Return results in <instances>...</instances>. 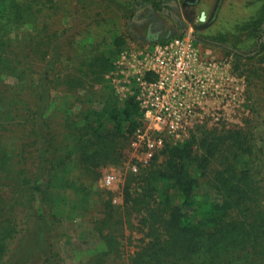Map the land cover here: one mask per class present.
I'll return each instance as SVG.
<instances>
[{"label":"trees","instance_id":"obj_1","mask_svg":"<svg viewBox=\"0 0 264 264\" xmlns=\"http://www.w3.org/2000/svg\"><path fill=\"white\" fill-rule=\"evenodd\" d=\"M72 2L0 0V264H67L56 225L97 206L100 247L84 264H120L132 216L141 236L130 234L125 264H264V64L247 75L249 87L251 75L259 84L241 124L165 143L133 172L139 189L126 186L117 205L92 183L99 168L127 159L142 111L134 86L119 98L105 78L124 40L99 50L76 43ZM133 3L136 12L166 8L162 0ZM247 3L259 6L237 24L254 49L229 51L264 59V4ZM51 9L66 19L54 29Z\"/></svg>","mask_w":264,"mask_h":264},{"label":"rangeland","instance_id":"obj_2","mask_svg":"<svg viewBox=\"0 0 264 264\" xmlns=\"http://www.w3.org/2000/svg\"><path fill=\"white\" fill-rule=\"evenodd\" d=\"M261 2L263 5L264 0H260ZM88 3H91L90 7L91 5L93 7L91 15H88L85 9ZM162 3L166 8L160 11L151 9L147 5L148 9L136 12L133 0H75L71 3L73 14L75 13L79 18L75 41L88 43L99 50L113 47L117 39L124 40V46L119 56L115 58V68L105 75L114 88V93L120 98L119 95L122 92H131L130 88L135 86L134 82L126 77L128 70L126 66L130 68L128 59L132 58L133 54L145 53L153 43L164 42L190 33L200 49L208 51L215 60L228 67L225 94L222 98L219 95L220 98H217L214 103L217 108L211 111L219 119L208 122L206 120L209 119L204 118L202 123L189 128L188 134L194 132L199 135V129H210L212 125L222 128L231 124H241L247 117L248 91H256L259 84L258 79L251 75L250 84L253 87H249L247 75L252 74L255 69L264 64V59L258 56L250 59L243 55L236 58L229 50L234 45L241 47V51L246 54L254 49L246 33L240 30L241 26L237 23L254 12L259 6L255 5L259 2L256 1L253 6L249 5L247 0H197L195 3L194 0H162ZM54 11L62 12L49 10L51 16L47 17V20H49L50 29L59 27L66 21L63 18L54 17ZM42 25L40 22L39 29ZM149 35H153V39H148ZM74 49L77 50V47H72L66 56H72ZM122 55H125L126 59L123 60ZM251 55L254 54L251 53ZM119 61L123 63H118ZM53 94L55 96L57 91ZM55 119L56 117L54 121ZM7 140L10 141V139ZM167 142L177 143L169 139ZM18 144V141L14 144L15 148L20 147ZM130 147L125 161L109 163L99 168V174L92 183L96 191H109L110 196L114 198L113 202L117 205L123 203L126 186H129L131 192L139 189L137 174L133 173L128 165L129 154L133 150ZM75 173L80 174L82 171L76 168ZM95 211L75 220L64 217L56 225L55 235L67 264H84L83 261H87L89 255L100 247L99 236L92 229L93 218L98 216L100 206H97ZM63 215L66 216V214ZM138 220L139 216H132L130 222L125 221L123 224L124 255L120 258V264H125V260L134 249V245L128 241L130 234L133 237L141 236V231L137 228ZM130 240L133 241V239Z\"/></svg>","mask_w":264,"mask_h":264},{"label":"built area","instance_id":"obj_3","mask_svg":"<svg viewBox=\"0 0 264 264\" xmlns=\"http://www.w3.org/2000/svg\"><path fill=\"white\" fill-rule=\"evenodd\" d=\"M128 60L126 77L135 84L143 121L132 135L128 159L131 171L137 172L168 139L181 141L204 118L219 119L211 111L225 94L228 66L200 49L190 33L153 43Z\"/></svg>","mask_w":264,"mask_h":264}]
</instances>
